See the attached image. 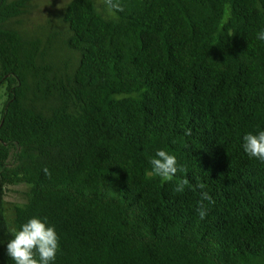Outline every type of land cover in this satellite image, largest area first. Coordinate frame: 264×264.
I'll list each match as a JSON object with an SVG mask.
<instances>
[{
    "label": "trees",
    "instance_id": "obj_1",
    "mask_svg": "<svg viewBox=\"0 0 264 264\" xmlns=\"http://www.w3.org/2000/svg\"><path fill=\"white\" fill-rule=\"evenodd\" d=\"M28 3L0 0V264L33 216L56 264H264V163L241 148L264 129V0H72L40 36L12 25Z\"/></svg>",
    "mask_w": 264,
    "mask_h": 264
},
{
    "label": "clouds",
    "instance_id": "obj_2",
    "mask_svg": "<svg viewBox=\"0 0 264 264\" xmlns=\"http://www.w3.org/2000/svg\"><path fill=\"white\" fill-rule=\"evenodd\" d=\"M110 8L119 9L114 0H107ZM256 39L264 42V29L256 33ZM241 148L249 158L264 163V129L245 133L241 138ZM150 175L171 181L178 171L177 157L170 152L160 149L150 158ZM48 172L47 169L44 170ZM188 180H182L175 191L182 193L188 185ZM197 187L201 190V202L196 212L201 220L207 215V207L203 201L212 203L211 196L204 191V185ZM60 252V237L55 226L47 218L33 216L22 223L19 228L13 229L12 238L6 244V255L14 264H56Z\"/></svg>",
    "mask_w": 264,
    "mask_h": 264
},
{
    "label": "rangeland",
    "instance_id": "obj_3",
    "mask_svg": "<svg viewBox=\"0 0 264 264\" xmlns=\"http://www.w3.org/2000/svg\"><path fill=\"white\" fill-rule=\"evenodd\" d=\"M72 0H29L27 12L19 17L12 25L22 32L30 35H44L51 30L63 32L67 27L63 24L61 15L65 7ZM99 11L107 9L109 16L114 13L109 9L106 0H95ZM7 100L5 86L0 87V119L1 111ZM6 214L9 220L14 215V206L24 203V189L22 187H13L7 193Z\"/></svg>",
    "mask_w": 264,
    "mask_h": 264
}]
</instances>
